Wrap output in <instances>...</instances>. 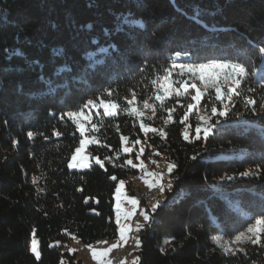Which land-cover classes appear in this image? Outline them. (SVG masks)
<instances>
[{
  "label": "trees",
  "instance_id": "1",
  "mask_svg": "<svg viewBox=\"0 0 264 264\" xmlns=\"http://www.w3.org/2000/svg\"><path fill=\"white\" fill-rule=\"evenodd\" d=\"M261 49L264 0H0V264H83L65 250L73 237L91 245L117 236L115 188L129 170L113 155L121 136L140 128L125 116L105 118L101 147L92 148L103 167L72 171L81 137L66 113L109 92L120 106L145 95L178 53L190 63H241V90L250 91L233 98L226 126L207 140H184L179 121L165 138L151 135L177 168L141 231L137 264H264V247L229 255L212 241L264 217ZM249 99L257 104L246 107ZM249 169L259 174L241 176ZM227 176L235 179L219 187Z\"/></svg>",
  "mask_w": 264,
  "mask_h": 264
},
{
  "label": "rangeland",
  "instance_id": "2",
  "mask_svg": "<svg viewBox=\"0 0 264 264\" xmlns=\"http://www.w3.org/2000/svg\"><path fill=\"white\" fill-rule=\"evenodd\" d=\"M185 61L187 60L177 61V63H172L168 67V69L153 82L151 90H148V92L142 96L132 94L128 99L123 100V102L121 103L122 106H120V104L114 100L116 99V95L113 94L112 92H109L104 97L102 98L100 97L95 102L88 104L85 107V109L79 111V112H83L86 117L91 119L92 121L91 125L85 122V127L87 129L86 134L89 136V138L94 137L97 142L93 144H89L86 147L85 151L81 153V155L89 157L88 167L87 168L79 167V161H77L76 166L70 169L72 171H80V172L89 170L92 165L96 164L94 157L101 159L102 162L104 163V160L101 158L100 153L95 154L92 148L93 146H95L96 150L98 151L101 147V142L98 140L100 134L99 129L100 127H102L103 124L107 123L105 121V118L111 119L119 115L125 116L126 121L132 123L136 128L139 127V124L141 122H144L146 126L164 131L166 136V128L170 124H173L176 121L181 122L184 119V115H188V121L184 122L185 130L189 132V135L191 133L195 135V128L199 126V122H198L199 115L208 114V112H210L211 106L220 105V107L223 108V104L214 100V91L206 92L199 104H196V102L191 100V95H194V90H192L190 87L193 80L190 77V74L187 73L181 74V69L178 67L179 64L190 63ZM212 62L231 64V62L229 61H224V62L209 61L203 63H212ZM174 65L177 66L174 67ZM164 77H168V80L172 84V88L174 92L171 98L165 101L166 106L161 107L159 105V102L155 100V96L158 94H162L161 90L159 89V86L164 82ZM244 79L245 78H243V80ZM181 81L189 85V93L181 96H176L175 91L177 90L182 91V89L180 88ZM197 83L199 85L198 81ZM225 95H227L226 92ZM133 98H135V103L129 105L128 101L132 100ZM101 101L105 103H116L117 115L114 117H105L103 115V108L99 107ZM145 101H148L149 104L155 107L154 113L150 108L144 107ZM190 103L193 105V109L191 112L188 111V105ZM225 103H228V101L225 100ZM129 107H136L138 111H141L143 113V116L140 118H137L135 116H129L127 114V109ZM169 115H171L172 117L170 121L168 120ZM149 117H151V119H149ZM212 119L215 120V118ZM92 127L97 128L98 131L92 132ZM140 132H141L140 134H136L134 137L131 135L128 136L122 135L120 151H118V153L113 152L114 158L115 157L117 159H119L120 157L123 158L125 167L129 170L127 177L117 182V187H119L121 182L124 183V189L121 193V199L119 201L120 210H121V218L119 224H117V220H116V205H117L116 192L114 195L115 221L118 226L117 236L112 239L100 240L91 245L84 244L83 241L78 237H73L71 242L65 248V250L68 251L69 253L76 254L77 258L80 259L83 264H100V260L98 258H93L92 255L93 252L107 253V255H105L102 258L103 264H116V261H118V264L138 263L137 257H138V252L140 250V246L139 247L136 246L135 238L137 236L140 238L142 229L150 222V221L145 222L141 214L144 212L150 213L152 209V205L155 204L157 201L162 203L161 201L165 198L166 193L168 191L166 185L170 179L172 180V174H173V173L171 174L167 173V164L170 161H168L166 157L162 155L158 150H155L151 144V140H150L151 135L153 134L160 137L158 135V132H150L147 134L143 133L141 130ZM125 137L127 138L126 143L122 139ZM136 140H139L140 143L139 144L135 143ZM124 147H128L130 151L125 153L123 151ZM110 149H113V147L111 146ZM141 149H143V152H141ZM156 153H159V155H157ZM72 155H75V150ZM107 158L111 159V157H107ZM128 159H131L133 161L135 167L127 164ZM153 161H155L156 163H153ZM70 163H73L71 159H70ZM254 171L256 170L249 169L247 172H254ZM149 172L161 174V183L165 186L166 189L163 194H160V192L156 188L149 189L148 186L144 183L145 180L151 182L153 179L152 176L148 175ZM229 182L230 181H228L225 177L221 179L217 185L219 187H222L228 185ZM131 199H136L139 202L135 209H133L132 205L129 203V200ZM128 212H131L132 215L129 219L126 220L124 218V213H128ZM254 223L255 220L249 225V227L254 225ZM121 225H126L130 229V231L126 233L125 239L123 241H121L119 237V227ZM137 225H142L139 232L136 231ZM246 233H247V229L237 235L246 234ZM237 235L228 237L225 236L224 234L218 233L212 237V241L218 248L223 250L214 240V237L217 236L221 237V243L226 244L229 249L228 252H225L224 250L223 251L229 255H233L232 252H235L236 253L235 255L247 254L248 250L251 248L264 247V232L261 233L260 244H252L250 242L237 244L234 242L235 237ZM33 240L36 241L37 252L39 253L40 256V246L35 236H33L31 240V251H32ZM55 245L57 246L59 245V243L55 242L52 244V246ZM33 254L36 255L35 253Z\"/></svg>",
  "mask_w": 264,
  "mask_h": 264
},
{
  "label": "snow or ice",
  "instance_id": "3",
  "mask_svg": "<svg viewBox=\"0 0 264 264\" xmlns=\"http://www.w3.org/2000/svg\"><path fill=\"white\" fill-rule=\"evenodd\" d=\"M102 51H105L102 49ZM261 51H264V49H261ZM59 54V52H57ZM177 65H174L176 67ZM178 67L181 69V74L187 73L190 74V77L192 78L193 82L191 83L190 87L192 90H194V95H191V100L196 102V104H199L202 97L205 95L206 92L214 91V100L217 102H220L223 104V110H219L217 106H211L210 112L208 114L199 115L198 122L199 126L195 128V139H201V132L203 134V139L207 140V138L211 135L214 128L217 127H225L226 125L222 122L221 118H226L229 116V110L230 107L235 106V100L234 97H243L247 91H250V89L241 90V83L243 78H245L248 75V72L246 71V67L243 66L241 63H221V62H212V63H187V64H179ZM199 82V85L197 83ZM202 86V87H201ZM180 88L181 90L175 91L176 96H181L184 94L189 93V85L187 83H184L183 81L180 82ZM159 89L161 90L162 94H158L155 96V100L159 102V105L161 107H165V101L171 98L173 95V88L172 84L169 82L168 77H164V82L160 84ZM53 91H55L53 89ZM225 92L227 95H225ZM225 100L228 101V103H225ZM92 102L89 101V104ZM135 103V98L128 101L129 105H132ZM245 106L248 105H256L257 101L249 99L247 101H244ZM99 107L103 108V115L105 117H114L117 115V104L116 103H105L103 101L100 102ZM145 108H150L152 112H155V107L148 103V101L144 102ZM193 109V105L190 103L188 105V111L191 112ZM259 113L264 114V100H262L259 104ZM127 114L129 116H135L137 118H140L143 116V113L141 111H138L136 107H129L127 109ZM253 114H256L255 111ZM69 120H71L75 126L76 129L79 131V135L81 139L79 140V146L75 149V155H72L71 160L73 163L68 164L69 168H72L76 166V162L79 161V167L81 168H87L88 167V156L81 155L86 149V147L89 144L96 143L97 141L95 138H89V136L86 134L87 129L85 127V122L87 124L91 125L92 121L90 118L86 117L83 112H73L68 111L66 113ZM233 115H239V113H233ZM212 118H215L213 120ZM151 119V117H149ZM172 119L171 115L168 116V120L170 121ZM188 121V115H184L183 121L181 123H184ZM243 123H247L246 121H243ZM140 130L147 134L150 132H158V135L161 138L165 137V132L162 130H158L149 126H146L144 122H141L139 124ZM98 131L97 128L92 127V132ZM29 137L32 136V133H28ZM125 143L127 142V138H122ZM190 139L189 132L185 130L184 132V140L188 141ZM135 143L139 144L140 141L136 140ZM123 151L125 153L129 152L130 149L128 147H124ZM141 152H143V149H141ZM159 155V153H156ZM192 159H196V156H193ZM95 163L98 165H101L103 167V162L99 158H95ZM153 163H156L153 161ZM128 165H132L133 161L131 159L127 160ZM177 168V164L173 162H169L167 164V173L171 174L173 171ZM258 170L256 172H243L241 173V176L248 177L253 175H258ZM149 176H152V181L145 180L144 183L148 186L149 189L156 188L160 192V194H163L165 192V186L161 183V174L159 173H148ZM112 180H116V176L111 177ZM226 179L228 181H232L235 179L233 176H227ZM167 190H171L173 188V181L170 179L166 185ZM124 189V183L121 182L119 187L115 188L116 192V220L117 224L120 223L121 218V210H120V204L119 201L121 199V193ZM261 199H264V193L260 194ZM129 203L132 205V208L135 209L138 205V200L131 199L129 200ZM161 203L157 201L155 204L152 205L151 212H144L141 215L143 216V220L145 222H149L154 220L153 214L156 212L157 209L161 207ZM264 211V210H262ZM132 213H124V218L127 220L131 217ZM142 225H137L136 231L139 232ZM130 229L126 225H121L119 227V237L120 240L123 241L125 239V235L127 232H129ZM264 232V217L255 219L254 225L247 228L246 234L237 235L235 237V243L242 244V243H252V244H260L261 243V233ZM190 234V233H189ZM215 242L225 251L228 252V247L226 244L221 243V237L217 236L214 237ZM135 244L137 247L140 246L141 240L137 236L135 238ZM32 252L36 254L37 259H39V253L37 252L36 247V241L33 240L32 242ZM233 255H235V252H232ZM93 258H98L100 260V264H103V257L107 255L106 252L96 253L93 252ZM139 260V257H137V261Z\"/></svg>",
  "mask_w": 264,
  "mask_h": 264
},
{
  "label": "water",
  "instance_id": "4",
  "mask_svg": "<svg viewBox=\"0 0 264 264\" xmlns=\"http://www.w3.org/2000/svg\"><path fill=\"white\" fill-rule=\"evenodd\" d=\"M175 59L177 61L189 60L190 59V55H188V54L184 55V54H179L178 53V54H176Z\"/></svg>",
  "mask_w": 264,
  "mask_h": 264
},
{
  "label": "built area",
  "instance_id": "5",
  "mask_svg": "<svg viewBox=\"0 0 264 264\" xmlns=\"http://www.w3.org/2000/svg\"><path fill=\"white\" fill-rule=\"evenodd\" d=\"M116 264H118V261H116Z\"/></svg>",
  "mask_w": 264,
  "mask_h": 264
}]
</instances>
